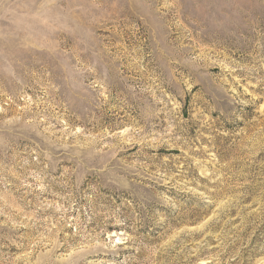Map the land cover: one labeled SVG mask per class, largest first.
Wrapping results in <instances>:
<instances>
[{
	"label": "rangeland",
	"instance_id": "1",
	"mask_svg": "<svg viewBox=\"0 0 264 264\" xmlns=\"http://www.w3.org/2000/svg\"><path fill=\"white\" fill-rule=\"evenodd\" d=\"M0 264H264V0H0Z\"/></svg>",
	"mask_w": 264,
	"mask_h": 264
}]
</instances>
